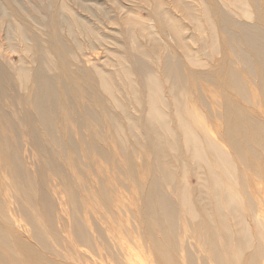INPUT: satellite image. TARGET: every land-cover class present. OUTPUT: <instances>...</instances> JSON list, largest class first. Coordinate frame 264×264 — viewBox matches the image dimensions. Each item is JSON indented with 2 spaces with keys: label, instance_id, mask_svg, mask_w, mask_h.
I'll use <instances>...</instances> for the list:
<instances>
[{
  "label": "rangeland",
  "instance_id": "rangeland-1",
  "mask_svg": "<svg viewBox=\"0 0 264 264\" xmlns=\"http://www.w3.org/2000/svg\"><path fill=\"white\" fill-rule=\"evenodd\" d=\"M262 4L264 0H0L6 11L0 9V68L12 81H3L7 93L0 98L4 234L12 237L23 227L29 229L26 219L56 220L55 231L40 236L42 246L34 245L42 256L37 264H77V256L87 264H116L112 252L104 257L99 232L124 263L130 255L136 264H167L164 259L168 264H264V56L251 55L243 41L250 33L264 34ZM66 8L104 36L103 46L91 49L86 34L76 29L81 52L68 43L69 63L88 69L95 79L92 85L80 80L78 86L97 98L90 101L79 91L74 104L70 83L61 106L37 110L40 104L29 96L36 67L31 57L37 50L29 36L33 34L39 49H45L46 36L53 31L42 20L56 10L61 22L68 17ZM87 10L104 11V25L86 15ZM15 16L30 29L24 31L25 42L17 39V26L11 24ZM55 32L66 37L61 27ZM254 40L264 45L260 35ZM136 44L143 50L138 52ZM22 45L30 54L22 52ZM136 59L150 68V75L135 66ZM166 63L173 65L169 74ZM47 64L46 72L52 75L55 65ZM94 66L102 76L92 72ZM80 76L83 79L84 73ZM151 78L158 84L157 108L164 124L150 118ZM82 107L90 108L92 117L73 116L84 111ZM231 108L244 112V141L240 130L232 128L241 118L226 120ZM258 127L263 128L261 136ZM89 131L113 136L100 144L103 158L89 150L92 141H82L80 155L75 153L76 139ZM160 159L172 170L169 180ZM113 161L139 166L129 176L116 175ZM156 180L176 212L169 236L173 242L168 238L167 244L156 234L159 256L145 230L150 209L144 195ZM104 184L111 189L102 199L95 190ZM69 190L83 208L85 231L103 256L92 257L87 246L75 243L74 227L68 223L78 220L70 214ZM40 193H46L53 205L49 212L43 210ZM23 238L33 243L28 234ZM0 249L8 264L26 262L10 239L0 236Z\"/></svg>",
  "mask_w": 264,
  "mask_h": 264
},
{
  "label": "bare ground",
  "instance_id": "bare-ground-1",
  "mask_svg": "<svg viewBox=\"0 0 264 264\" xmlns=\"http://www.w3.org/2000/svg\"><path fill=\"white\" fill-rule=\"evenodd\" d=\"M50 4L54 7L53 2L50 1ZM262 5H263L262 11L264 13V4ZM45 8L46 10L48 9L47 7ZM0 9L5 11L4 8L0 7ZM66 12L69 18L67 17V19L62 20L61 22H58L57 20L58 15H57L56 10L53 13L52 12L47 13L45 15L46 17L45 20H42V25L45 26V28H49V30L53 31L52 33L46 36L45 49L43 47L39 49L37 45V40L33 34H30L29 36L31 42L33 43V47H35L37 50L36 55L34 57H31L36 67L30 75L33 83L30 88V90L32 91V94L29 96L31 100L34 99L36 103L40 104L37 107V110H41L44 108L47 109L50 105H54L56 103L60 105L61 99H62L61 96L66 91L67 93L69 92V89L71 86L70 83L73 84L72 92L73 93L75 92L71 100V102H73L74 104H77V98H78L77 95L79 91L85 94L87 98L90 97V101L97 98L96 93L88 89L80 88L78 86V82L80 80H83L86 85H92V83L95 82V79L92 77L93 75L91 76V74H89L88 69H83L75 64L72 65L71 63H69L71 62L70 57L72 54V50L68 43L75 46V50H74L75 52L78 53L80 51L81 43L79 42L76 29L83 30V32L81 33L86 34V37L88 38L87 43L88 42L91 43V46H92L91 49L95 46H99V45L103 46L102 44L103 42H105L104 36L102 34H99L93 26L89 25L88 20L85 21V20H82L81 18L75 17L74 14L68 8H66ZM86 15L96 20L98 24L102 26L104 25L102 22L106 18V14L104 11L100 13H94L93 11L87 10ZM5 17L6 16L4 14L3 18ZM14 18L15 19L11 24L17 26V35H18L17 39L20 42H23V41L25 42L26 37H25L24 31L25 29L28 31L30 29L29 27H25V25H23V21L21 18L19 17L17 18L16 16ZM3 25L7 26L9 25V23L3 21ZM59 27H61V30H65L66 37L64 38L60 37L55 32V31H59ZM258 35L264 38L263 33L258 34V32H253V33L246 35L243 38V41L247 44L249 50L252 52L251 55L255 53L258 56H264V45H260L256 43L254 40ZM9 36L10 35L7 33V31H5L4 39L6 40L7 43L9 42ZM6 45H7L6 49H9L10 47L9 44H6ZM135 48L138 52L143 50V47L140 44H136ZM152 49H154V47ZM21 50L22 52H26L27 54L28 53L30 54L31 52L30 49L26 47L25 45H22ZM246 58L248 57L246 56ZM76 60L81 62L78 58ZM47 62H49L50 67L52 66V64L55 65V69H54L55 72L52 75L50 74L48 75L46 72L45 67L47 68L48 72L50 71V68H48ZM135 66L138 69H142V73L144 76H148L151 74L150 68L142 61V59H141V62L138 59H136ZM172 66L173 65L171 64L167 66V63H166L168 74H169V68ZM170 69L171 71H174L173 68H170ZM4 70H5L4 68L3 70L0 68V98L1 99L7 93V91L3 87V81H6L10 85H12V81L10 80V78H6L5 75L3 74ZM91 70L92 72L94 70L95 75H101V76L103 75V73L99 69H97V67L95 66ZM80 72L81 74L84 73L83 79L80 76ZM70 73H71V77L69 78ZM74 77L77 79H75ZM103 78L105 80V75L103 76ZM148 85L150 88L149 114H150L151 121H155V122L158 121L159 123L164 124V117L159 113V110L157 108V103L159 102L158 92H157L158 90L157 81L151 78L148 80ZM7 96L9 97V95ZM19 103H21V101H19ZM4 105L6 104L4 103ZM83 109L84 111L80 112L79 114L74 112L73 116H76V115L79 116L81 114H86L92 117L93 112L90 110V108H86V110L85 108ZM231 118H241V120H237L235 122L236 125L235 127H232V128L240 130V133H241L240 138L244 141L245 140L244 136L246 135L244 112L236 108H231L226 113V120L229 121ZM1 119H3L2 115H1ZM81 127H82V124L80 123L79 125H77L76 129L77 130L81 129ZM258 129H259V133L257 135L261 136V132H263V128L258 127ZM137 131H138V128H137ZM31 136L33 138H38L37 135L35 134H32ZM69 137H72V136H69ZM228 137L232 144V147L237 150L238 144L236 140L234 139V137L231 135V133H228ZM113 139H114L113 136H107L104 133L102 134L101 131H91V132L89 131L88 135H86L85 138L81 136L78 139H76L77 141L76 144L78 145V147L74 146V151L77 155H80V145H82V141L84 140L92 141V143L89 145V150L103 158L105 153H104L103 147H101L102 145L100 144H103L104 141L106 140H113ZM263 152H264V149H263ZM160 160H161L163 168L166 170V173L164 176L165 179L167 180L171 179L170 177L172 176V173H171L172 170L170 171L167 163L163 159H160ZM112 163L114 164L113 168H116V170H118L117 171L118 173H115V174L116 175L121 174L123 176H129L132 172H135L137 167L139 166V164H136L133 162L116 163L113 161ZM180 167H181V163L179 164V167L175 168V171L180 170ZM213 180H214V184L217 186L215 177L213 178ZM79 186L81 188L84 187L81 182H79ZM110 189H111L110 184H104L103 186L97 188L95 190V193L98 196H100L102 199H105V198H108L106 192L107 190H110ZM68 197L71 202V211H70L71 217L74 220H78L76 223L72 220L68 223V227H70V229L74 227L75 243L77 245L87 246V248L90 250V254L92 255V257L97 254L99 256H103V254L97 253L94 238L90 234H88L87 231H85L86 224H84L82 221V214H83L82 209L83 208L81 209L82 206L76 200L75 198L76 196L73 190L72 191L69 190ZM144 199H145L147 206L150 209L148 213V217L145 220V230L149 236L150 246L156 251V253L159 256V247H158V241L156 240V234L159 233L164 238L165 243L167 244L169 243V239H170L169 236L173 234V231H174V220H175V215H176L175 208L170 203L168 196L163 192L157 180L152 181L150 183L148 189L145 192ZM39 201L45 212H49L50 210L53 209V205L51 204L50 199L46 193L39 194ZM25 215H26V218H28L29 215L27 212ZM26 220H27L26 223H28L30 227L29 229H27L26 227H23L21 228L22 230L21 232L15 231L11 237L9 235L4 234V230L0 226V236L10 239V241L15 245L18 251L24 255V258L26 260L24 264H37V262H39L42 259V256L34 248L35 246L37 247L42 246L41 241H40V236H42L45 232L47 233L50 231H55L54 222L56 220L47 219L46 223L44 221H35V220H30V219H26ZM126 221L129 223L130 218L126 217ZM70 224H73V225H70ZM132 229L137 230L138 228L134 227ZM36 232H39L37 234L38 238H37ZM27 234L28 236L32 237L33 243H31L29 239L23 238V236ZM103 235L104 234L102 232H99L100 244L105 247L104 257H106V255H109L110 252H112L116 260V264H136V262L132 263L133 260L130 259V255L126 256L125 263H124L120 255L117 252H115L116 251L115 249L112 248L111 241L108 239L107 236L103 237ZM1 246L3 247L4 244H1ZM214 254L218 255L215 252ZM91 261H93V258H91ZM164 261H166L167 264L169 263L168 259H164ZM76 263L77 264H87L84 261V259L80 258V256L76 257ZM0 264H8L6 260V256L2 254L1 249H0ZM141 264H152V261L149 260L148 263H141Z\"/></svg>",
  "mask_w": 264,
  "mask_h": 264
}]
</instances>
